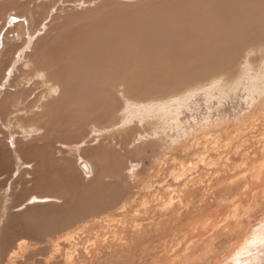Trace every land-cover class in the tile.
I'll list each match as a JSON object with an SVG mask.
<instances>
[{"label": "rangeland", "instance_id": "1", "mask_svg": "<svg viewBox=\"0 0 264 264\" xmlns=\"http://www.w3.org/2000/svg\"><path fill=\"white\" fill-rule=\"evenodd\" d=\"M115 1L120 6L122 4L124 8L134 7L142 20L150 11L157 10L160 2V0L124 1V3L119 0ZM137 4L145 6L150 4V7L149 9H137L135 6ZM96 6H89V8L92 9ZM82 9H78V11ZM257 32V36L255 35L257 39L249 37L250 41L252 38L255 39L254 42L251 41L252 44L247 41L243 43L242 40L237 43L240 50H238L236 43L231 45L229 50L220 49V53H230L227 56L228 58L226 57L228 61L226 58L225 60L222 58L214 60L208 59L209 57L204 60L194 59V61H191L190 58L184 60L185 62L181 60L176 66L169 60H173L172 51H178V46L181 47V45L168 44L166 49H163L161 57H156L150 61V65L157 67L153 69L156 72L137 75V78L144 77L147 80L150 89L135 91L137 89L135 87L129 91L121 86L118 91L113 92L104 107L89 111L87 118L81 116L80 113H76V109H71V105L65 102L64 97L61 96V91L58 95L56 93L52 95L46 93L45 84H42L41 80H36V75L33 72L27 73L24 65V68H21L22 74L19 72L15 83L20 82L19 91H29L30 96L26 98V101L30 102L31 109L28 111L23 110L21 103L17 108L20 110H18L19 112L16 111L11 117L2 119L0 132L6 135L13 134V140L19 143L40 139L39 147L42 148L44 154L47 152L48 161L56 164H49L47 176L49 175L48 179L50 181L56 183L55 186L57 185V191L60 194L58 192V194L52 193L50 199L43 203L30 204V200L27 203L26 200L32 196L43 197L44 195L37 194L40 190L37 186L40 181L38 182L34 178H38L39 174H30V169L25 168L28 177L24 178L29 181L24 182L23 187L28 191L24 199L18 203L19 206L22 205L24 208H19L20 210L15 211L16 214H22V219H29L30 217L34 221H37V218H43V216L45 219L55 218L53 225L56 231L69 227L67 232H73L77 237L76 264H177L181 257V248L163 250L160 245L161 241L158 238L161 236L162 231H164V234L166 233L165 235H169L171 232L173 233L176 227L182 229L179 234L187 233L188 224L196 226L200 230L202 229L201 232H204L206 237L216 234L217 237L212 238L214 240L213 251L210 253L220 254V252H225L236 241L237 233H239L238 229H233L235 222L243 226L244 232H250L251 229L253 230L254 227L256 228L259 225L264 217V154L261 156L253 155L257 147L262 144L264 146V96L262 95L263 90L260 89L262 87L259 84L260 81L256 80L257 75L264 72V36H262L264 31L260 35ZM246 42L250 45L247 46ZM182 45L183 48H187L190 44ZM234 52L239 54L235 53L233 55ZM167 64H172V66L168 67ZM11 65L13 64L11 63ZM184 67L187 69H184ZM171 69L172 72H170ZM8 72H5V76L8 75ZM23 73H26L24 77ZM74 74L70 70L62 71L55 78V81L60 88L67 86V83L73 87L78 81L76 74L74 77L71 76ZM176 74L182 76L174 78ZM23 78L24 80H22ZM44 78H46V72H44ZM252 81L257 83L256 91L251 87ZM4 82H1L0 88ZM247 84L249 89L251 87L255 91V94L251 89H247ZM35 86L37 87L35 88ZM188 89L194 91L191 96H187L188 100H181L179 96H173V99H179L178 101L181 103L177 102L179 105L175 104L176 107L173 106L166 119H161L159 116L152 117L153 120H149V125L148 121L138 123L135 119V121L131 120L129 125L122 126L123 116L128 115L130 107H136L140 103L142 105L144 101L149 99L143 98V96L154 95L155 97L158 96L155 99H160L162 97L159 96ZM7 91L11 92L9 89ZM252 93L254 95L250 98ZM34 98L36 99L34 100ZM53 100H58V105H50ZM132 102L139 104L134 105ZM83 113L85 114V111ZM36 115H39V117ZM36 117H38L37 120H35ZM25 118H34L27 126L38 127L36 135H33L35 134L33 128L24 131L25 126H23L24 124L21 126V124L26 123ZM189 134L192 139H190ZM139 136H143V139L138 141ZM209 136L211 137L209 138ZM194 138L196 139L194 140ZM250 139L252 140L250 141ZM195 141L198 142L197 148ZM80 142H83V145L82 152L79 155L94 161L96 165L93 178L87 179L81 176L76 168L77 157L70 156L60 145ZM6 143L8 144L9 140ZM200 143L203 145H200ZM206 143L209 147L206 146ZM213 143L214 145H212ZM8 147L11 148V145L8 144ZM204 147L208 151L207 162L204 161V164L200 165L197 163L199 162L197 159ZM198 151L200 152L198 153ZM100 156L104 158L105 163L100 161ZM244 159H249V161ZM100 164H104L102 171L97 169ZM134 164H139V173L137 183L132 185L127 181L126 176L130 165L132 167ZM210 164L216 166L209 168ZM52 167H55V169L53 170ZM201 168H204L203 172L199 177H196L197 172L202 170ZM60 169L62 171L64 169V173L61 174ZM194 171H197L196 174ZM175 172L178 174L174 176ZM258 173L261 175L260 180L254 178ZM68 175L71 179L68 178ZM177 176H181L182 179L176 178ZM15 177L13 175L9 178L7 186L8 183L14 184L15 190L21 192L22 184L17 179L14 180ZM242 179L243 181H241ZM234 180L236 184L229 190V181ZM158 185L160 187L164 185L163 190L159 193L152 194L145 191L147 186H151L150 190H152L154 186ZM224 185L227 188L226 191H224ZM42 188H44L43 185ZM216 188L219 190L218 193ZM251 191L252 193H250ZM260 191L261 198L257 199L256 194L259 195ZM205 197L209 198L205 199ZM203 201L205 202L203 203ZM256 201L257 203L260 201V203L257 204ZM39 205L54 207L56 209L54 215L56 216L46 212L42 215L41 213L37 214L38 217L37 215H31L36 212V209L39 210V208H36ZM245 209L247 210L245 211ZM69 210L71 211L69 212ZM165 210L166 212H164ZM195 213L198 214L195 215ZM174 221L177 222L176 227ZM42 234L43 236L48 235L46 232ZM147 235L151 238L149 241L145 240ZM25 240L30 241L26 238ZM97 246L100 249L103 248L99 250V253H96ZM85 250L89 251V254H86ZM146 253L148 254L146 255ZM205 254V248L202 247L190 255V261L187 264H204L202 261ZM143 258L145 262L142 261Z\"/></svg>", "mask_w": 264, "mask_h": 264}, {"label": "bare ground", "instance_id": "2", "mask_svg": "<svg viewBox=\"0 0 264 264\" xmlns=\"http://www.w3.org/2000/svg\"><path fill=\"white\" fill-rule=\"evenodd\" d=\"M119 1L124 3V1L135 2L137 0ZM95 5L97 6L92 9L89 8V6L91 7ZM135 6L137 9H149L150 4L147 6L137 4ZM78 9L82 10L78 11ZM135 10L134 7L124 8L122 4L120 6L115 0H0V84L2 81H5L0 88V91H3L0 92V122L3 118L11 117L16 111L19 112L20 110L17 108L21 103L23 110L28 111L31 109L30 102L26 101V98L30 96V93H28L29 91H19L20 82L17 81L18 83H15L17 80L16 76L19 75V72L22 74L21 68L24 65L27 69V73L33 72L36 75V80H41V83L45 84L46 93L49 95L56 93V95H58L59 91H61V96L64 97L65 102L71 105V109H76V113H80L81 116L87 118L89 111L99 109L102 106L104 107V104L111 98L113 92L115 90L118 91L121 86H124L125 90L129 91L135 87H137L135 91H139V89H150L147 80L144 77L137 78V75H142L141 73L156 72L153 69H156L157 67L150 65V61L156 57H161L163 49H166L168 44L181 45V47L178 46V51H172L173 60H169L176 66L181 60L185 62L184 60L190 58L191 61H194V59L204 60L207 57H209L208 59L215 60L217 58H222L225 60L230 53H220V49L229 50L231 45L235 43L238 46L237 43L241 40L243 43H245L244 41H247L252 44L251 41L254 42L255 39L253 40L252 38L250 41L249 37L256 38V31H258L257 33L259 35L264 31V0H160L157 10L150 11L143 20L139 18ZM263 34L262 36H264ZM182 44L190 45L187 48H183ZM240 44L243 47L242 43ZM248 44L249 43H247V46ZM238 50H240L239 46ZM235 53L237 52H234L233 55H235ZM185 56L187 57L185 58ZM11 63L13 65H11ZM67 64L68 66H66ZM172 64H167V66L170 67ZM68 69L78 76V81L73 87L67 83V86L60 88L55 81V78L58 77L62 71H69ZM184 69L187 68L184 67ZM6 71H9L7 76H5ZM44 72H46V78H44ZM170 72H172V69ZM25 74L26 73H23V77ZM75 74L71 76L74 77ZM180 76L182 75L176 74L174 78ZM22 80H24V78ZM256 80L260 81L259 84L262 86L260 89L263 90L262 95L264 96V72L258 74ZM28 82L29 80L27 83ZM256 86L257 83L252 81L251 87L255 90ZM36 87L37 86H35V88ZM7 89L11 90V92H8ZM247 89H249V86ZM255 91L252 90L254 94ZM193 93L194 91L188 89L186 91L174 92V94L159 96L162 97L160 99H155L158 96L155 97L154 95L143 96V98L149 99L144 101L142 105L141 103H137L139 104L137 105L132 102V104L137 106H131L128 115L126 117L123 116L124 121L122 122V126L125 127L126 125H129L131 120L135 121V119L138 123L148 121V125L149 120H153L152 117L155 118L159 116L161 119H166L173 109V106H175V104L179 105L177 102L181 103L178 101L179 99H173V96H179L181 100H185L187 99V96H191ZM253 93L251 94V97L249 95L250 98L253 97ZM256 93L258 94V92ZM25 95L26 97H24ZM35 99L36 98H34V100ZM251 102L253 101L251 100ZM58 103V100H53L50 105H58ZM12 108L13 110L11 111ZM84 111L85 114L83 113ZM36 116L39 117V115ZM38 117H36L35 120H37ZM33 120L34 118H25L26 123L23 122L21 126L24 124L23 126L28 127L27 125ZM15 121L17 120L15 119ZM137 126L139 127V124ZM25 127V132L26 130L33 128L35 131V134L33 135L38 133V127L31 126L27 129ZM159 129L161 128L159 127ZM12 135H6L0 132V264H76L75 257L78 248L76 242L77 237H75L76 235H74L73 232H67L69 227L56 231L53 225L55 218H47L48 216L46 215L47 219H45L44 216L43 218L39 216L40 218H37V221H34L30 217V220L25 218L22 219V214H16L15 212L21 209L22 205L19 206L18 203L24 199V196L28 191L23 187L25 184L24 182L27 183L29 181H26L25 179L28 177V172L27 170H24L25 168L30 169V174H39L38 178H34L36 181H40L39 185H37L40 188L37 194L44 195L43 197L37 195L32 196L26 200L27 203L29 200L31 201L30 204L46 202L50 199V195H53L52 193L58 192V188L56 187L57 185L55 186L56 183L48 179L49 175L47 176V171L49 169L47 170V167L54 162L50 163L46 156L47 152L44 154L42 148L39 147L38 143L40 139H33L29 142L19 143L18 141L13 140ZM210 137L211 136H209V138ZM142 139L143 136H139L138 141ZM190 139H192V137ZM195 139L196 138H194V140ZM7 140H9L8 144L11 145V148L8 147V144L6 143ZM251 140L252 139H250V141ZM193 141L192 144L194 145ZM187 143L189 142L187 141ZM133 144L134 142L132 145ZM195 144L197 148L198 142L196 143L195 141ZM60 145L70 156L77 157L76 168L79 171L78 173L84 178H93L92 176L95 174L96 169L94 161L79 155V153L82 152L83 142L76 144L72 143L70 145ZM200 145L203 144L200 143ZM212 145H214V143ZM262 145L257 147L256 150L254 149V156H261L264 154V146ZM206 146L209 147L207 143ZM199 152L200 151H198V153ZM207 157L208 151L207 148L204 147L202 153L198 155L197 161L199 160V162H196L203 165ZM100 158V161L105 163L104 158L101 156ZM247 161H249V159ZM212 164H210L209 168L216 166H212ZM138 165L134 164L132 167L130 165L131 169L129 168L126 176L127 181L132 185H135L138 181ZM64 167L68 168L66 166ZM103 167L104 164H100V166L97 167L98 171H102ZM54 169L55 167L53 170ZM203 170L204 168L198 172L194 171V173L197 172L196 177H199ZM63 171L61 170V174ZM169 174L171 175V173ZM177 174L178 173L174 174V176ZM259 174L260 173L255 176L253 175L254 178L260 180L261 175ZM13 175L16 176L14 180L17 179V181L22 184L21 192L15 190V187H13L14 184L11 185L8 183L7 186V181ZM68 178L71 179L69 175ZM176 178L180 180L182 179L181 176H177ZM176 181L174 182L177 183ZM241 181H243V179ZM229 182L228 189L231 190L236 182L235 180ZM189 183L191 184V182ZM42 185L44 188H42ZM162 187L158 185L150 190L151 186H147L145 191L147 193L151 192L152 194L159 193L163 190ZM243 188L245 189V187ZM226 190L227 188L224 185V191ZM216 191L218 193L219 190L217 189ZM250 193H252V191ZM260 194L261 191L259 192V195L256 194L257 199L261 198ZM207 198L205 197V199ZM252 198L254 197L252 196ZM54 199L56 200V198ZM204 202L205 201H203V203ZM258 202L260 203V201ZM36 208H39V210ZM36 208V212L31 215L36 216L40 213L42 215L46 212L56 216L54 215L56 213L54 207L52 208L49 205H39L36 206ZM246 210L247 209H245V211ZM70 211L71 210H69V212ZM57 212L59 211L57 210ZM69 212L67 213L69 214ZM164 212H166V210ZM197 214L198 213H195V215ZM244 214L243 216H245ZM60 215L61 214L59 213V216ZM176 223L177 222L174 224L175 227L177 225ZM187 227V233L179 234L182 229L181 227H176V229L174 228L175 230L173 233L170 231L171 233L169 235H165L166 233L164 234V231H162L161 236L158 238L161 241L160 245L163 250L168 251L167 249L176 250L181 248V257L179 261L177 260V264H187L190 261V255L202 247H204L206 251L204 260L202 261L204 264H264V243H257L255 246L252 244L253 241L264 242V217L262 218V221L259 222V225L256 226V228L254 227L253 230L251 229L250 232H244L243 226L235 222L234 227H232L239 231V233L236 232V241L233 242L225 252H220V254L214 252L210 253L213 251L212 246L214 240L212 238H216V234L206 237V234L201 232L202 229L200 230L196 226L189 224ZM44 232L48 235L43 236L42 233ZM231 235L228 236L230 237ZM25 238L30 241L25 240ZM150 239L149 235L145 236L146 241H149ZM101 241L103 240L101 239ZM102 249L97 246L96 253H99V250ZM85 252L86 254H89V251L85 250ZM147 254L148 253H146V255ZM142 261H144V258Z\"/></svg>", "mask_w": 264, "mask_h": 264}, {"label": "snow or ice", "instance_id": "3", "mask_svg": "<svg viewBox=\"0 0 264 264\" xmlns=\"http://www.w3.org/2000/svg\"><path fill=\"white\" fill-rule=\"evenodd\" d=\"M257 243H264V242H257V241L252 242L253 246H255ZM249 254H251V253H249Z\"/></svg>", "mask_w": 264, "mask_h": 264}]
</instances>
